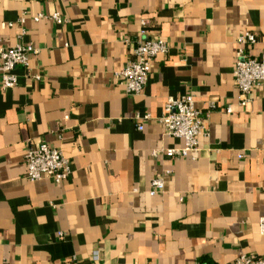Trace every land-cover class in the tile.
<instances>
[{"label":"crops","instance_id":"obj_1","mask_svg":"<svg viewBox=\"0 0 264 264\" xmlns=\"http://www.w3.org/2000/svg\"><path fill=\"white\" fill-rule=\"evenodd\" d=\"M143 22L168 51L131 94L119 73ZM245 31L264 37V0H0V45L38 50L14 87L0 80V264L264 255V84L244 108L232 74ZM184 95L209 111L195 158L153 156L182 145L159 118L167 98ZM41 142L70 161L61 184L27 179L25 153ZM155 177L164 190L151 196Z\"/></svg>","mask_w":264,"mask_h":264},{"label":"built area","instance_id":"obj_2","mask_svg":"<svg viewBox=\"0 0 264 264\" xmlns=\"http://www.w3.org/2000/svg\"><path fill=\"white\" fill-rule=\"evenodd\" d=\"M40 16L39 14L35 19ZM51 17L57 23L64 20L59 12L53 13ZM142 25L139 38L131 47L130 58L119 73L121 84L131 94H139L143 90L149 78L151 61L159 55H165L168 51L166 41L159 36L151 35L145 28V22ZM256 44L260 45V49L258 53L253 54L251 48ZM37 52L38 50L31 43H19L11 47L0 45L2 88L10 89L16 85V67H27L29 56L37 54ZM232 74L238 89V104L245 108L251 102L252 89L264 84V37L259 38L250 31L237 35ZM35 78L37 79V76ZM209 108H212V104H209ZM225 112L230 114L232 110L227 106ZM208 116L209 111L203 112L198 109L191 95L167 98L159 122L164 128V132L181 140L182 145L154 150L152 155L156 156L158 153H162L168 158H195L198 152V138L206 134ZM136 119L147 120L149 115L137 114ZM137 128L142 130V124L140 123ZM24 163L27 179L31 182L47 178L55 184H61L69 178L72 172L70 161L63 152L45 142H41L36 147H29L24 156ZM163 190V178H153L148 193L153 196ZM258 225L260 234L264 235V216L260 218ZM59 235L61 234L59 233ZM231 264H264V255L254 256L242 253Z\"/></svg>","mask_w":264,"mask_h":264}]
</instances>
